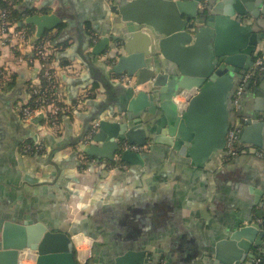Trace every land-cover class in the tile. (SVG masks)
<instances>
[{
    "label": "crops",
    "instance_id": "obj_1",
    "mask_svg": "<svg viewBox=\"0 0 264 264\" xmlns=\"http://www.w3.org/2000/svg\"><path fill=\"white\" fill-rule=\"evenodd\" d=\"M117 1L19 0L21 11L59 12L64 17L58 29L43 37L53 53L54 90L66 110L58 125L52 126L45 125V117L23 119L17 109L32 100V85L41 83V63L33 45L42 37H36L34 26V34L26 42L0 52V68L10 73L7 83L0 82V226L5 221L38 218L52 229L70 233L76 256L90 250L88 264H113L130 249H144L149 264H225L237 256L259 252L264 249V235L259 232L264 229V218L258 217L261 205L264 211V158L253 151L264 148V126L258 132L263 146L244 143L250 152L234 157L219 152L201 168L151 141L139 151L143 164L123 161L119 152L113 160L100 163L97 156L88 155L93 161L82 164L80 149L86 146L79 140L95 113L92 97L97 94V101L104 100L105 105L115 102V111L118 104L127 106L112 84L113 59L104 56L106 44L98 48L102 37L113 43L112 35L121 29L111 9ZM222 1L224 6L215 10L218 14L237 12L238 1L247 11L251 31L237 41L235 36L229 44L252 49V70L246 74L253 73L255 56L264 50V0ZM144 38L134 40L133 51L147 47ZM101 52L104 54L99 55ZM250 81L246 100L233 118L242 115L247 120L257 115L264 121V86L258 75ZM87 95L92 96L85 103ZM134 112L149 123L156 119L141 103ZM26 143L42 145V149L26 153ZM250 221L261 224L252 240L242 239L250 242L251 249L243 252L240 244L236 245L239 250L226 245L219 259L218 243ZM261 240L263 245L254 248ZM25 254L24 262L34 264L35 252ZM260 259L263 256L254 264H261Z\"/></svg>",
    "mask_w": 264,
    "mask_h": 264
},
{
    "label": "water",
    "instance_id": "obj_2",
    "mask_svg": "<svg viewBox=\"0 0 264 264\" xmlns=\"http://www.w3.org/2000/svg\"><path fill=\"white\" fill-rule=\"evenodd\" d=\"M200 2L119 0L112 6L121 29L112 35L113 43H110V38L102 37L98 48L106 44L104 56L113 59L112 84L125 97L122 98L127 101V106L118 104L115 111V102L105 105L104 100L97 101V94L93 95L89 102L93 108L96 107L95 113H92L79 140L86 146L80 149L84 156L82 164L93 161L88 155L97 156L100 163L103 159L113 160L117 152L123 161L143 164V154L124 148V144L145 147L151 141L188 157L193 166L201 168L226 150L227 135L232 127L239 130L241 142L263 146L258 132L264 121L257 115L247 120L238 115L234 120L230 104L234 89L242 82L246 71L252 70V49L240 50V44H229L235 36L237 41L251 31L252 26L245 16L247 11L238 1L235 4L237 12L224 10L218 14L215 10L222 8L224 3L214 0L204 14L199 7ZM63 21L64 17L59 12H33L24 22L34 25L36 37L41 38L58 29ZM139 37H145L147 47L135 52L132 44ZM93 52L98 50L95 48ZM125 72L132 78L129 84L117 80ZM258 79L263 87L264 72L258 74ZM251 85V81L247 83L241 105ZM255 92L258 93L259 89ZM186 94L189 98L185 103L177 99L179 95ZM91 96L84 98L85 103ZM139 103L156 114L154 124L134 112ZM105 110L107 113H103ZM44 117L45 113L41 111L31 119L38 121ZM96 120L99 121V129L88 138L87 133ZM106 134L109 135L107 140ZM93 142L103 144L98 146ZM261 208L258 217L264 218ZM242 217L245 218L244 215ZM260 228V223L252 221L239 225L227 239L218 243V258L221 259V249L226 245L239 250L236 245L240 244L243 252L250 250V242L242 239L252 240V235ZM259 232L264 235V229ZM262 245V240L257 241L254 248ZM28 251L36 254L34 264H78L70 233L52 229L38 218L23 222L5 221L0 226V264H21L24 258H28L25 254ZM261 256L260 262L264 264V249L252 255L237 256L233 262L225 264H254ZM132 260L136 264L150 263L144 249H130L118 255L113 264H129Z\"/></svg>",
    "mask_w": 264,
    "mask_h": 264
},
{
    "label": "built area",
    "instance_id": "obj_3",
    "mask_svg": "<svg viewBox=\"0 0 264 264\" xmlns=\"http://www.w3.org/2000/svg\"><path fill=\"white\" fill-rule=\"evenodd\" d=\"M210 0H204L200 2L201 7H205L206 3ZM29 36L27 31L24 29H17L14 24L9 20V10L7 8H0V52L9 46L24 43L28 40ZM35 50V55L38 57L41 63V72L39 78H44L46 84L42 85H32L31 87V98L29 102L24 104H19L17 106L18 111L23 119L29 120L34 115L43 111L45 113V125L50 124L52 126L58 125V116L66 110L65 107L60 105L59 97L57 96L55 88V76L56 72L50 65V55L52 51L50 50V43L47 39H43L41 42L35 43L33 45ZM255 71L253 73L245 74L242 82L236 86L233 91V96L230 101L231 107L236 109L241 104L242 96L245 92V88L249 80L254 79L256 76L254 74H262L264 72V50L256 54L254 59ZM118 81H122L129 84L132 80L127 74H122L117 77ZM189 97L186 95H179L178 100L185 103ZM99 129V121L96 120L92 123L87 137L90 138ZM243 144V145H242ZM242 145V146H241ZM124 148H129L135 151H141L144 147L137 144H124ZM42 149V145H32L26 143L23 147L24 152H39ZM227 154L231 157L237 156L244 152H250L249 148L239 140V130L232 127L227 135L226 144ZM254 155L260 158H264V148L255 149L253 151ZM264 228V221H263ZM92 256L90 250L86 251L84 254H79L77 256L78 261L81 264H88ZM21 264H26L24 259Z\"/></svg>",
    "mask_w": 264,
    "mask_h": 264
},
{
    "label": "trees",
    "instance_id": "obj_4",
    "mask_svg": "<svg viewBox=\"0 0 264 264\" xmlns=\"http://www.w3.org/2000/svg\"><path fill=\"white\" fill-rule=\"evenodd\" d=\"M202 1H204V0H202ZM212 2L213 1H208V3H206L205 7L202 8V13L205 14L208 12L209 8L211 7ZM18 4H19V0H0V8H7L9 10V20L12 22V24H14L17 29L26 30L27 34L29 36H32L34 34V25L24 23V21L28 15L33 14V11H21L18 7ZM43 39H44V37H42L39 41H37V43L41 42ZM52 58H53V53H51V55H50V60ZM61 63L63 64L64 61H62ZM6 73H7L6 70H3V68H0V82L3 81V83H5L7 81V79L10 78L9 75H6ZM40 82H41L40 85L46 84V81L44 78H40ZM33 85H39V84H33ZM235 110L236 109L232 108V115L233 116H235L237 114L235 112ZM59 117H60V115L58 116V118ZM58 120L60 121V119H58ZM224 155L225 156L228 155L226 150L224 151ZM76 259H77V257H76ZM77 261H78V259H77ZM78 264H81V263L78 261Z\"/></svg>",
    "mask_w": 264,
    "mask_h": 264
},
{
    "label": "rangeland",
    "instance_id": "obj_5",
    "mask_svg": "<svg viewBox=\"0 0 264 264\" xmlns=\"http://www.w3.org/2000/svg\"><path fill=\"white\" fill-rule=\"evenodd\" d=\"M4 49H5V48H4ZM6 75H10V73H9V72H7V73H6Z\"/></svg>",
    "mask_w": 264,
    "mask_h": 264
}]
</instances>
